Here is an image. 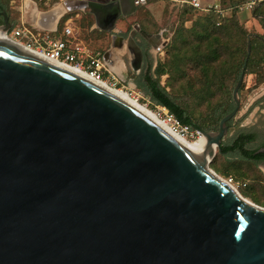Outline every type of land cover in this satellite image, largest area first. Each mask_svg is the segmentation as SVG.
<instances>
[{
    "label": "water",
    "instance_id": "water-1",
    "mask_svg": "<svg viewBox=\"0 0 264 264\" xmlns=\"http://www.w3.org/2000/svg\"><path fill=\"white\" fill-rule=\"evenodd\" d=\"M83 5L101 26L103 5ZM66 8L41 12L45 29ZM250 38L234 107L202 130L208 162L238 111ZM126 46L138 69L140 47ZM205 162L96 82L0 42V264H264V208Z\"/></svg>",
    "mask_w": 264,
    "mask_h": 264
},
{
    "label": "rangeland",
    "instance_id": "rangeland-1",
    "mask_svg": "<svg viewBox=\"0 0 264 264\" xmlns=\"http://www.w3.org/2000/svg\"><path fill=\"white\" fill-rule=\"evenodd\" d=\"M56 1L57 0H51L49 5H47L43 0H0V4L4 5V10L8 13L12 25H19L22 22L33 25L36 24V22L31 10L35 8L39 12L47 11L53 7L50 4ZM180 4L182 3L175 0H142V3L139 4L134 14L128 17V20L137 22L141 27L150 32L163 30L164 39L168 40V45L166 44V46L162 47L159 52H157L158 50L156 49L147 65L151 64V72H153V76L157 77L159 84L173 96L178 103L186 107L187 111L196 122L207 127L210 122L206 121L202 123V120L208 118L207 115L211 113V109L214 108V106L223 107L224 103L229 101L232 96L233 86L237 81V75H239L241 68L237 71V74L231 71L230 73L227 72L225 76L222 77L224 82L223 85L228 90L226 94H221V88L216 90L214 87H211V90L214 92L211 95H207L206 98L197 94L198 90L205 84L204 80L206 79V74L199 68L200 64L196 67L195 63L187 60L184 47L192 46L191 48H193V45L199 41L198 43L204 46L202 51L205 55L208 52V49L205 47V45H207V40L205 42L201 39L199 40L198 37L188 31V28L192 25L197 14H181ZM259 10V12L264 13V5ZM245 12V10L242 11L241 15ZM182 16L184 18L188 17V19L182 22ZM62 20H71L70 25L73 27L75 35L91 50L95 52L110 50L120 58L121 65L117 68V71L119 73L121 72L117 77L118 88H122L125 94L133 97L152 112L163 107L152 102L142 89L137 88L136 78L143 72L142 69L139 73L136 72L130 60L129 52L126 49L123 48L120 50L114 46L109 48L108 34L104 30L92 27L94 18L93 15L89 13L88 9L83 11L74 10L62 16L57 25L59 33H61L64 26ZM127 22V20H118L116 26L121 29L125 28ZM249 25L245 26V28L250 32H256L254 25ZM261 25L262 30L259 34L262 38L264 36V24L261 22ZM240 35V32L237 33L236 38H239L238 41L242 44ZM218 51L221 54L219 58L220 61L215 62L212 67L215 68V65L220 67L223 64L221 60L224 59L226 63L230 65V62L235 57L233 43L227 41L224 47L218 49ZM253 53L255 57L264 56L263 47H257L256 51ZM242 57V54L238 56L239 59H242ZM226 66H228V64H226ZM158 67H164L166 73L157 75L155 72ZM253 68H257V72L264 70L263 64L258 67L255 65ZM211 71V69L208 71V75L210 76ZM263 83L264 80L258 82L256 74L255 76L250 75L245 70L242 86L239 88V108L236 115L231 120V126L228 128L223 139L224 142H228L239 131H255L258 135V142L264 138ZM215 130L217 129L209 131ZM200 140L192 142L196 143ZM256 143L257 142L251 144L256 145ZM208 165L215 173L219 174L225 180L232 177L235 181L239 182L240 186L237 188L238 192L251 202L264 208V170L262 167L260 168L248 161H242L235 153L221 154L218 148H216L215 155L208 162Z\"/></svg>",
    "mask_w": 264,
    "mask_h": 264
},
{
    "label": "trees",
    "instance_id": "trees-1",
    "mask_svg": "<svg viewBox=\"0 0 264 264\" xmlns=\"http://www.w3.org/2000/svg\"><path fill=\"white\" fill-rule=\"evenodd\" d=\"M238 2V0H219L220 8L228 9L230 11L228 16L222 15L220 11H216L213 7L208 11H204L188 3L180 4L181 14H197L196 18L192 22V25L188 28V31L198 37L199 40L201 39L204 42L207 40V45H205V47L208 49V52L205 55L202 51L204 46L203 44H199V41L193 45V48H191L192 46L184 47L187 60L195 63L196 67L200 64L199 68L206 74V79L204 80L205 84L197 92V94L203 96V98H206L207 95H211L214 92L211 90V87H214L216 90L221 88V94H226L228 92L227 88L223 85L224 82L222 77L225 76L227 72L230 73L231 71L237 74V71L242 68L246 56L248 35H251V51L249 53L245 70L249 74H256L258 82L264 80V70L257 72V68H253L255 65L258 67L263 64L264 66V56L255 57V54L253 53L256 51L257 47H263L264 50V36L261 38V35L258 32L248 31L244 24L239 21L237 13L242 8L241 3ZM261 3L254 6L251 10L252 16L257 17L264 24V13L259 12V5H261ZM1 8L4 9V5L0 4V9ZM69 13L70 12L66 14ZM187 19L188 17H183L182 22ZM62 21L63 23L65 22L64 20ZM239 32L241 34L240 39L242 44L238 41L239 38H236L237 33ZM227 41H231L234 45V59L230 62V65L229 63H226L224 59L221 60L223 64L220 67H217L216 65L215 68L212 67L215 62L220 61L219 58L221 57V54L218 49H222ZM240 54L243 56L242 59L238 58ZM226 64H228V66H226ZM210 69L212 70L210 73L211 76L208 75V71ZM155 73L157 75L164 74L166 73V70L164 67H158ZM238 77L239 75H237V80ZM136 83L137 88L142 89L145 95L148 96L152 102L165 107L182 124H189L192 127L201 130L209 131L217 129L220 118L234 107L232 96L229 101L224 103L223 107L214 106V108L211 109V113L207 115L208 118L202 120V123H205L206 121L210 122L207 127H204L192 118L186 107L178 103L175 98L159 84L157 77L153 76V72H151V64H148L140 76L136 78ZM231 120L227 122L228 128L231 126ZM257 137L258 135L255 131H239L228 142H224L223 140L218 148V151L221 154L235 153L242 161H248L254 164V161L264 159V151H259V149L264 147V138L258 142ZM254 142H257L256 145L251 144Z\"/></svg>",
    "mask_w": 264,
    "mask_h": 264
},
{
    "label": "built area",
    "instance_id": "built-area-1",
    "mask_svg": "<svg viewBox=\"0 0 264 264\" xmlns=\"http://www.w3.org/2000/svg\"><path fill=\"white\" fill-rule=\"evenodd\" d=\"M49 5L51 0H43ZM68 0H57L51 3L55 6L59 3L65 4ZM85 1V0H72ZM180 3H188L198 9L208 11L212 7L216 11H220L216 4L203 0H175ZM264 0H250L245 4V7L252 9L258 3ZM242 8V7H241ZM71 12L67 6L66 13ZM65 13V14H66ZM71 20L64 22L61 33L55 29H45L36 24H25L22 22L19 25H11L10 29L4 31L8 41L16 46H21L29 50H34L41 58L62 65L72 66L93 81L105 83L112 87H117V65L112 61V53L105 59L103 52H95L75 35L73 27L70 25ZM156 116L164 122L172 132L184 136L185 138L199 140L204 137L202 130L192 127L189 124H182L171 112L165 107H161L154 111ZM227 183L234 188L240 186L239 182L232 177L226 179ZM245 185V184H242Z\"/></svg>",
    "mask_w": 264,
    "mask_h": 264
},
{
    "label": "flooded vegetation",
    "instance_id": "flooded-vegetation-1",
    "mask_svg": "<svg viewBox=\"0 0 264 264\" xmlns=\"http://www.w3.org/2000/svg\"><path fill=\"white\" fill-rule=\"evenodd\" d=\"M115 1L114 0H105V3L103 4V7L97 8V11H100L101 9L105 12V16H103V18L100 20L101 22V26L103 27L102 30H104L107 34H108V39H109V48L112 47V45H116V46H120V48L118 47V49H126L128 50L126 43H127V39L128 37H133L134 40L136 41L137 45L140 47L141 49V60L135 61L138 62V64H140V71L142 69V71L145 70V68L147 67V63L149 62V60H151V57H153V52L157 49L159 52V50L166 46H162L159 47V45L162 43L161 39L164 36V32L163 30L157 31V32H150L147 29L141 27L137 22H131L130 20H128V17L131 16L132 14H134V12L136 11L137 7L139 6L140 3H142L141 0H135V8L134 11H132L131 13H127V14H122L121 10L118 11L115 8ZM129 10L128 7H126L124 9V11ZM107 12V14H106ZM4 13V14H3ZM118 14V18L115 20L114 25L116 24V22L118 20H127V24L125 26V28L122 29H118V31L116 32H107L106 28L110 27V16L111 15H117ZM7 18L9 20V22L12 24V21L9 19V15L7 12H5V10L3 8L0 9V21L1 24L3 23L4 18ZM161 42V43H160ZM167 44V43H166ZM158 47V48H157ZM129 51V50H128ZM105 51H103L104 53ZM112 52V51H110ZM113 54V52H112ZM135 60V57H134ZM139 71V72H140ZM259 151H264V147L259 149ZM254 164L256 166L260 165L262 166L263 170H264V159H259L258 161H254Z\"/></svg>",
    "mask_w": 264,
    "mask_h": 264
},
{
    "label": "bare ground",
    "instance_id": "bare-ground-1",
    "mask_svg": "<svg viewBox=\"0 0 264 264\" xmlns=\"http://www.w3.org/2000/svg\"><path fill=\"white\" fill-rule=\"evenodd\" d=\"M57 6V5H55ZM33 15L35 17V21L39 22L40 25L42 24V20L44 21L45 19L43 18L41 12H38V11H34L33 12ZM52 18H47L46 22L48 23H51V20ZM41 27V26H40ZM44 28V27H43ZM50 29V28H49ZM0 42L1 43H4V44H8V45H12L14 48H17L23 52H26L28 54H31L33 56H39L36 54V52H34V50H29V49H26L24 47H21V46H16L14 45L13 43H11L10 41H8L5 37V34L3 31H1L0 29ZM40 57V56H39ZM42 59V58H41ZM52 63V62H51ZM56 64V63H54ZM56 65H59V66H62L64 68H67L73 72H76L90 80H92L90 77H88L87 75H85L83 72L79 71L78 69L72 67V66H69V65H62V64H56ZM93 81V80H92ZM95 82V81H94ZM97 84L101 85L102 87L106 88L107 90L111 91L112 93L116 94L117 96H119L120 98L124 99L125 101L129 102L130 104H132L134 107H136L137 109H139L141 112H143L144 114H146L148 117H150L151 119H153L155 122H157L160 126H162L165 130H167L169 133H171L180 143H182L191 153H193L195 156L199 157V158H205V163H204V167L209 170L211 173L213 172V170L209 167L208 165V157H206V155H204V151L206 150L205 149V139L204 137L199 141V142H192V141H198V140H188L187 138H185L184 136H181L179 134H176L174 132L171 131V129L164 123L162 122L154 112H152L151 110H149L148 108H146L145 106H143L141 103H139V101H137L136 99H134L133 97L129 96L128 94H125L122 90V88H118V87H112L108 84H105V83H99V82H96ZM214 174L223 182H226L227 180H225L224 178H222L219 174L215 173ZM234 188V187H233ZM234 191L241 197H243L236 188H234ZM247 200L246 197H243ZM249 201V200H248Z\"/></svg>",
    "mask_w": 264,
    "mask_h": 264
},
{
    "label": "crops",
    "instance_id": "crops-1",
    "mask_svg": "<svg viewBox=\"0 0 264 264\" xmlns=\"http://www.w3.org/2000/svg\"><path fill=\"white\" fill-rule=\"evenodd\" d=\"M107 1V0H106ZM142 1V0H141ZM203 1H206V2H211V3H214V4H216L217 5V7L219 8V10H220V12H221V14L222 15H224V16H228L229 14H230V11L228 10V9H222V8H220V6H219V0H203ZM240 3H241V7H242V9L241 10H239L238 11V13H237V16H238V19H239V21L242 23V24H244V26H247V25H249V24H251V25H249V26H252V25H254V27H255V31L256 32H258V33H260L261 32V30H262V25H261V21L257 18V17H253L252 16V10L251 9H248V8H246L245 7V4H247V2H249L250 0H238ZM83 2H92V3H96V4H101V5H103L104 3H105V0L103 1V0H85V1H82V2H79V1H72V0H68L67 2H66V6H68L69 7V9H71V11H74V10H85V9H88V11H89V13L91 14V15H93V18H94V22H93V28L94 27H97L99 30H102L103 29V27H101V26H98L97 25V23H96V19H95V16H94V14H92L91 12H90V10H89V8H87L86 6V8H84V5H83ZM238 2V3H239ZM136 4V3H135ZM259 4V3H258ZM264 5V2H262L261 3V5H259V8H261L262 6ZM246 11L245 13H242V15H241V12L242 11ZM36 12L37 11V9H35V8H33L32 10H31V12H32V14H33V12ZM39 12V11H38ZM34 16V15H33ZM36 22V21H35ZM52 22V21H51ZM39 22L37 21L36 22V25H38V26H41V27H44L45 28V26L43 25V24H41L40 25V23L38 24ZM59 23V22H58ZM48 24H50V23H48ZM115 26V28H117V29H121L120 27H117L116 26V24L114 25ZM108 32V31H107ZM166 41V39H164V36L162 37V39H161V44L159 45V47H162L163 45H164V42ZM158 48V47H157ZM123 49V48H122ZM121 49V50H122ZM128 51V50H127ZM113 52V51H112ZM129 52V51H128ZM129 57H130V60H132V55L130 54V52H129ZM112 61L115 63V65H117L116 67L118 68L119 67V65H121V63H120V58L118 57V56H116V54H114V52H113V54H112ZM139 71H140V67L138 68V69H136V72L137 73H139ZM121 74V72L119 73V72H117V76H119ZM250 75H254V74H250ZM255 76V75H254ZM263 86H264V83H263ZM263 94H264V91H263ZM258 167H262V166H260V165H258Z\"/></svg>",
    "mask_w": 264,
    "mask_h": 264
}]
</instances>
